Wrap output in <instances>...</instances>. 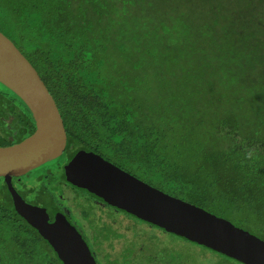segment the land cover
I'll return each instance as SVG.
<instances>
[{"label":"trees","instance_id":"16d2710c","mask_svg":"<svg viewBox=\"0 0 264 264\" xmlns=\"http://www.w3.org/2000/svg\"><path fill=\"white\" fill-rule=\"evenodd\" d=\"M258 4L263 7L264 0H258ZM133 5L132 0H0V32L29 61L51 94L66 132V154L93 152L120 169L130 162L137 169L142 168L143 173L136 176L137 173L122 169L146 184L215 216L234 215L242 226L264 230V44L259 39L249 50L237 47L236 38L247 42L252 34V24L246 20V24H240L242 38L232 37V28L229 40L214 35L219 22L216 6L197 11L202 26L193 31L184 18H178L183 15L181 12L166 18L158 17L160 11L146 19L141 14L140 20L128 23L127 15ZM235 5L242 10L248 6L240 2ZM161 12L166 14L165 10ZM259 25L260 22L256 28ZM161 31L177 34L175 44L188 41L182 44L189 53L205 50L203 45H207L214 52L208 59L219 64V69L227 68L224 69L229 75L224 79H204L224 86L216 90L217 104L191 114L193 125L189 112L176 107L174 115L164 118L165 129H161L158 115L164 107L152 105L157 99L151 96L150 84L139 73L146 52H131V43L139 33L151 39L147 43L151 46L160 45ZM149 51L153 56L157 49L152 47ZM175 64L169 71L172 87H178V73L185 76L189 71L188 63L180 69ZM209 66L210 70L195 75L198 81L192 84L191 91L187 90L184 102L196 104L193 99L199 98L195 94L204 93L202 78L217 74V68ZM133 87L141 89L135 91ZM247 100L253 103L249 113L241 107V115L237 103ZM9 116L11 122L6 124ZM33 131V119L25 105L0 84V146L18 143ZM57 169L58 172L44 170L35 185L24 181L27 174L10 179L23 201L44 209L49 222L58 208L55 198L65 183L61 165ZM76 192L95 199L79 189ZM104 218L110 222H105L108 226L121 224L112 223L109 216ZM123 231L132 230L123 227ZM113 235L105 232L102 244L113 246V241L118 240ZM135 236L133 233L136 239ZM193 245L227 258L202 245ZM91 255L95 260L92 252ZM117 258L115 262L125 261ZM0 264H61L49 244L15 212L2 178Z\"/></svg>","mask_w":264,"mask_h":264},{"label":"water","instance_id":"95a60500","mask_svg":"<svg viewBox=\"0 0 264 264\" xmlns=\"http://www.w3.org/2000/svg\"><path fill=\"white\" fill-rule=\"evenodd\" d=\"M0 84L25 105L34 124V131L26 138L0 146V178L7 185L15 212L49 244L61 264H96L79 232L62 214H55L49 222L44 209L26 204L10 182L60 157L66 132L38 73L1 32ZM62 175L72 187L149 225L240 264H264V241L146 184L93 152L74 153L62 166Z\"/></svg>","mask_w":264,"mask_h":264},{"label":"rangeland","instance_id":"374dc122","mask_svg":"<svg viewBox=\"0 0 264 264\" xmlns=\"http://www.w3.org/2000/svg\"><path fill=\"white\" fill-rule=\"evenodd\" d=\"M134 5L131 7L132 10L128 12L127 22L134 23L137 19H141L139 15L143 14L145 19L148 16L158 13V17L166 18L172 13H183V15H178V18H184V22L190 24V29L195 31L197 28L202 26V22L199 19L198 10H208L210 6H216L218 9L216 17L218 18V24L215 29L214 35L220 38H225L226 40L230 38V28L233 30L232 37L241 36L242 31L240 24L246 20L249 24H252V34L248 37V41L245 42L243 39L236 38L234 40L237 47L241 49H251L253 46L257 45L258 40L262 41L264 44V6L261 7L258 4V0H145L144 3H140V0H132ZM240 2L247 7L243 6V10L240 7H236L235 3ZM178 4V5H177ZM161 10H165L166 14L163 15ZM141 20V22H143ZM140 22V23H141ZM247 22H243V25ZM260 25L257 27V24ZM172 23L173 18H172ZM178 24V23H177ZM255 27V29H254ZM183 28V22L179 23V29ZM183 31V30H182ZM181 31V34H182ZM179 35L180 32H178ZM143 35V34H142ZM140 33L137 35V40L132 42L134 45L132 48V53L134 51L146 52V60L141 62L139 73L143 77L144 81L151 86V92L153 97L157 99V103L152 104L155 107L160 105L161 112L158 116L161 117V129H165V117L169 115H174V109L176 107L182 109L183 111L189 112V121L192 125L194 121L190 119L191 114H194L197 110L202 108H208L212 103L217 104L218 99L215 98L217 88L222 87L223 84L218 85L210 80H204L207 78H220L224 79L228 77L226 67H221L219 64H215L210 58L214 52L203 45L205 50L195 49L188 52V50L183 46V42H188L185 40H178L181 45L175 44L177 40V34L171 36L166 34V32L161 31L162 39L160 40V45H151L147 43L151 42V39L144 38ZM153 38V37H152ZM155 40V39H152ZM172 41V42H171ZM173 43V44H172ZM190 45V44H189ZM152 47L157 49L160 56H157V52L152 56V52L149 51ZM143 56V55H142ZM142 59V58H141ZM208 59V60H205ZM264 62V52L262 55ZM180 69L182 64L188 63L189 71L187 75L183 76V73H178L176 78V83L178 87H172V82H170L169 71L174 69ZM217 68V74L213 75L210 73L205 75L202 79L205 85L204 93L195 94V97L199 99L195 100L196 104L184 102L186 100L187 90H192V84L198 81L195 75H200L206 70H210V66ZM225 68V69H224ZM138 72V71H137ZM142 72V73H141ZM156 72V73H155ZM159 72V73H157ZM201 86V85H199ZM140 87H133V90L138 91ZM252 100H247L246 103H237L240 113L242 115L241 107H245L248 112V108L252 105ZM155 111L154 113H156ZM249 113V112H248ZM158 114V113H157ZM155 114V115H157ZM250 115V114H249ZM12 117L9 116L5 123L9 124ZM154 122L158 123V119L154 118ZM196 128V126H195ZM62 163L61 159L51 160L27 173L24 179L30 185H35L37 183L36 178L44 170H56L57 166ZM129 172H133L136 176L143 173L142 168L137 169L132 163H126L122 165ZM121 167V169H122ZM123 168V170H125ZM52 173H55L52 171ZM56 174V173H55ZM26 175V174H25ZM21 181L18 187L22 185ZM61 192L57 194L55 198L56 205L63 209L65 214L70 218L71 222L76 226L80 233L84 236L85 240L89 243V248L95 257L97 264H237L234 260H229L222 256L216 255L202 247L190 244L182 239L173 237L170 234L163 232L151 225L140 223L133 220L128 215L122 214L114 209L108 208L107 205H102L100 201H96L92 198L87 197L81 193L75 192L72 188L68 187L65 183L61 184ZM87 207V208H85ZM83 208L87 209L84 211ZM214 215V214H213ZM104 216H109L116 223H121L117 228L116 226L111 227L105 224L107 219ZM224 220L229 221L236 227L242 228L249 232L253 236L264 241V230L256 231L251 227L246 225H241L238 223L234 215H222ZM218 217V216H217ZM221 218V217H220ZM110 223V222H107ZM107 225V228H106ZM114 225V224H111ZM105 226V229L103 227ZM123 227H129L132 231L125 232ZM107 232L110 234L114 233L113 237L118 240H114V245L109 247L108 244L103 242L102 236ZM133 233L136 235V239L133 238ZM117 234V236H116ZM123 235L124 238L121 236ZM110 239V236H109ZM105 251V252H104ZM108 257H107V256ZM121 258L125 261L115 262V258ZM117 258V259H118ZM240 264V263H238Z\"/></svg>","mask_w":264,"mask_h":264},{"label":"flooded vegetation","instance_id":"af4514ba","mask_svg":"<svg viewBox=\"0 0 264 264\" xmlns=\"http://www.w3.org/2000/svg\"><path fill=\"white\" fill-rule=\"evenodd\" d=\"M66 144H67V137H66ZM65 149H66V146H65ZM65 149H64V151H63V153H62V155L60 156V157H58V158H56V159H61L62 160V163L60 164L61 165V168H62V166L68 161V159L74 154V153H85V152H82V151H72L71 153H69V155L68 154H66V152H65ZM86 152H88V151H86ZM123 170V169H122ZM124 171H126V170H124ZM127 172V171H126ZM63 180H64V177H63ZM64 182H65V180H64ZM65 184L68 186V187H70V188H72V190L73 191H75L76 192V190H75V188H73L71 185H69V184H67L66 182H65ZM81 191H83V190H81ZM83 192H86V191H83ZM78 193H81V192H78ZM81 194H83V195H85V193H81ZM89 196H92V195H90L89 194ZM92 197H94V196H92ZM95 198V197H94ZM94 200H96V201H100V200H98L97 198H95ZM100 203L102 204V205H105L102 201H100ZM65 211L63 210V209H61L59 206H58V208L56 209V211H55V214H57V213H60V214H62L69 222H70V224L71 225H73L74 226V228L79 232V234L81 235V237L83 238V240L85 241V243L87 242L86 240H85V238H84V236L80 233V230H78L77 228H76V226L73 224V222H71V220H70V218L64 213ZM54 214V215H55ZM122 214H125V213H123L122 212ZM54 215H53V217H54ZM49 216V215H48ZM53 217H52V221H53ZM51 221V222H52Z\"/></svg>","mask_w":264,"mask_h":264},{"label":"clouds","instance_id":"9594fccd","mask_svg":"<svg viewBox=\"0 0 264 264\" xmlns=\"http://www.w3.org/2000/svg\"><path fill=\"white\" fill-rule=\"evenodd\" d=\"M115 165V164H114ZM119 211V210H118ZM124 213V212H123ZM126 215V214H125ZM228 258V257H227ZM230 259V258H229ZM233 260V259H232Z\"/></svg>","mask_w":264,"mask_h":264}]
</instances>
